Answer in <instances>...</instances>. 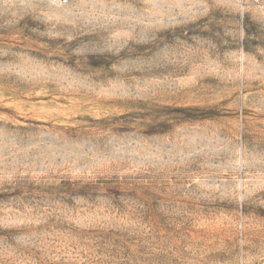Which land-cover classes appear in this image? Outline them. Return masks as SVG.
<instances>
[{
  "label": "rangeland",
  "instance_id": "obj_1",
  "mask_svg": "<svg viewBox=\"0 0 264 264\" xmlns=\"http://www.w3.org/2000/svg\"><path fill=\"white\" fill-rule=\"evenodd\" d=\"M0 264H264V0L0 2Z\"/></svg>",
  "mask_w": 264,
  "mask_h": 264
},
{
  "label": "built area",
  "instance_id": "obj_2",
  "mask_svg": "<svg viewBox=\"0 0 264 264\" xmlns=\"http://www.w3.org/2000/svg\"><path fill=\"white\" fill-rule=\"evenodd\" d=\"M0 2L5 3H21V2H44L49 6L58 8V7H69L71 6L75 0H0Z\"/></svg>",
  "mask_w": 264,
  "mask_h": 264
}]
</instances>
